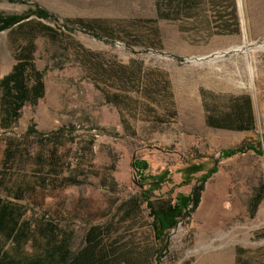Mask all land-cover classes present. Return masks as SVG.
Here are the masks:
<instances>
[{
	"label": "rangeland",
	"instance_id": "374dc122",
	"mask_svg": "<svg viewBox=\"0 0 264 264\" xmlns=\"http://www.w3.org/2000/svg\"><path fill=\"white\" fill-rule=\"evenodd\" d=\"M37 7L43 96L3 127L0 87V203L33 238L0 229V263L31 264L51 222L71 250L98 225L149 264H264V0H0V28ZM25 43L0 29V79ZM246 96L249 129L210 124Z\"/></svg>",
	"mask_w": 264,
	"mask_h": 264
},
{
	"label": "trees",
	"instance_id": "16d2710c",
	"mask_svg": "<svg viewBox=\"0 0 264 264\" xmlns=\"http://www.w3.org/2000/svg\"><path fill=\"white\" fill-rule=\"evenodd\" d=\"M172 2V0H163V3ZM29 16L32 18L25 20ZM53 18L47 10L37 7L31 14L10 15L1 18L2 25L0 29L16 26L21 28L25 35L26 43L19 50L17 62L12 65L11 70L3 75L0 79V87L3 91L1 102L3 115L1 116V125L8 127L11 120H16L19 111L26 103L34 105L39 98L43 96L42 72L35 70L31 62L32 53L34 52V38L39 32H47L50 36L51 28L41 23V20ZM87 29H97L103 32L105 29L99 23L103 20L92 19L85 21L83 19H74ZM94 26H97L95 28ZM98 36V34H95ZM235 118H230V115ZM211 125L229 129H249L252 125V112L249 97L237 99L227 117L222 120L210 122ZM34 124H31L27 133H35ZM234 150L230 153H233ZM140 169L145 166H139ZM163 174H160L154 181H163ZM153 183V182H152ZM259 196L252 203V206L258 202ZM193 207L198 202L197 193L192 198ZM185 206V204L183 205ZM14 207L8 204L0 203V229L8 237H13L17 245L27 242L33 238V231L26 224H21L15 215ZM178 208L177 210H182ZM16 216V217H15ZM57 232L61 233L60 228L54 223L46 222L41 228V233L45 237L46 245L43 252L38 253L30 262L31 264H149L152 256L158 255V251H133L125 247L107 246L102 242L104 234L102 228L98 225L90 226L83 236L82 246L77 250H71L68 246V240L60 236L55 241ZM155 236V235H154ZM156 237V236H155ZM2 264V262L0 263ZM9 264V263H8Z\"/></svg>",
	"mask_w": 264,
	"mask_h": 264
}]
</instances>
